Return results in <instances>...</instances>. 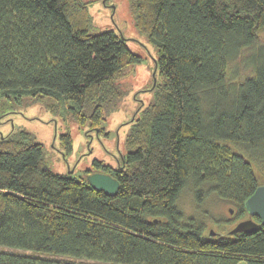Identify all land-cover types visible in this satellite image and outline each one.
<instances>
[{
    "label": "trees",
    "instance_id": "trees-1",
    "mask_svg": "<svg viewBox=\"0 0 264 264\" xmlns=\"http://www.w3.org/2000/svg\"><path fill=\"white\" fill-rule=\"evenodd\" d=\"M127 1L156 56L126 152L89 170L119 186L53 172L31 132L0 131V264H264V225L244 206L264 184V0ZM125 40L92 31L84 0H0V124L26 100L101 130L141 60ZM60 140L72 148L68 130ZM187 187L257 228L206 234L177 206Z\"/></svg>",
    "mask_w": 264,
    "mask_h": 264
},
{
    "label": "rangeland",
    "instance_id": "rangeland-1",
    "mask_svg": "<svg viewBox=\"0 0 264 264\" xmlns=\"http://www.w3.org/2000/svg\"><path fill=\"white\" fill-rule=\"evenodd\" d=\"M88 2L91 15L92 31L98 32L112 29L126 38L127 46L141 56L131 71L121 80L125 95L118 107L107 112L101 130L90 129L70 118H66L61 107L52 111L43 103L29 104L24 100L10 113V121L2 119L1 132L12 128H23L31 132L36 140L42 143L47 164L53 172L73 173L79 177L86 169L92 168L94 159L108 161L113 165L126 152L123 146L125 133L134 117L137 106L147 104L152 93L155 49L146 36L139 33L133 24V14L127 0H84ZM259 43L264 44V31L259 34ZM235 70L240 69L243 75L245 67L240 59H236ZM153 79V80H152ZM19 112V113H17ZM68 130L72 136V148L67 150L61 144L60 134ZM177 206L185 220L193 219L205 226V233H225L230 231L239 221L236 219L237 207L227 201L220 200L213 192L204 190L198 199L194 191L187 187L179 195ZM232 212H229V209ZM247 218V217H246ZM238 264H244L240 261Z\"/></svg>",
    "mask_w": 264,
    "mask_h": 264
},
{
    "label": "water",
    "instance_id": "water-1",
    "mask_svg": "<svg viewBox=\"0 0 264 264\" xmlns=\"http://www.w3.org/2000/svg\"><path fill=\"white\" fill-rule=\"evenodd\" d=\"M86 179L91 187L101 189L107 194H113L119 186V182L114 177L103 172H91L87 174ZM244 206L251 217H258L260 223L264 225V184L255 188L253 193L244 201ZM229 212H232L231 208ZM251 217L239 220L229 232L234 234L240 231H252L257 228L258 222Z\"/></svg>",
    "mask_w": 264,
    "mask_h": 264
},
{
    "label": "flooded vegetation",
    "instance_id": "flooded-vegetation-1",
    "mask_svg": "<svg viewBox=\"0 0 264 264\" xmlns=\"http://www.w3.org/2000/svg\"><path fill=\"white\" fill-rule=\"evenodd\" d=\"M97 160H99V159H97ZM100 161H102V162L105 163V164H109L110 166L113 165V164H111V163L108 162V161H104V160H100ZM86 170H88V174L91 173V172L89 171L90 169H86ZM239 220H242V219H239Z\"/></svg>",
    "mask_w": 264,
    "mask_h": 264
}]
</instances>
